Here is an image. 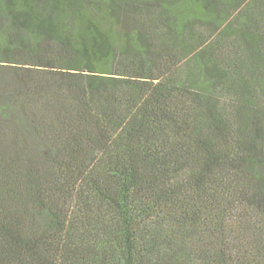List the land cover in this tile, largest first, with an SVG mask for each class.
Returning <instances> with one entry per match:
<instances>
[{"label":"trees","instance_id":"16d2710c","mask_svg":"<svg viewBox=\"0 0 264 264\" xmlns=\"http://www.w3.org/2000/svg\"><path fill=\"white\" fill-rule=\"evenodd\" d=\"M0 264H264V0H0Z\"/></svg>","mask_w":264,"mask_h":264}]
</instances>
